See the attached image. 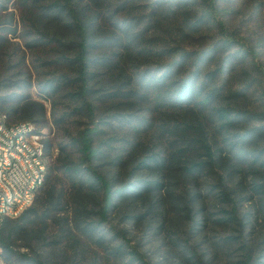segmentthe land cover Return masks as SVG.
Segmentation results:
<instances>
[{"label":"trees","instance_id":"16d2710c","mask_svg":"<svg viewBox=\"0 0 264 264\" xmlns=\"http://www.w3.org/2000/svg\"><path fill=\"white\" fill-rule=\"evenodd\" d=\"M38 1L24 0V3L29 12L31 29L40 31L38 24L44 28L41 36L32 40V44L40 41L36 45H51L49 58L43 61L49 62V65L55 64V67L44 73L37 85L50 102L51 110H48L44 102L33 99L28 93L33 86L32 79L22 78L9 82L8 87L14 89L10 94H1L0 90V112L6 113L11 121L9 114L21 111L25 114L22 121L37 125L47 122L50 112L57 127H65L76 114H86L92 119L88 125L75 132H69L66 128L68 136L56 145L54 140L45 141L48 157L53 156L54 145L57 154L53 162L49 163L45 183L39 188L34 204L20 216L6 217L1 223L2 260L5 264H74L79 254L80 241L86 239L87 242L90 240L99 246H106L109 254L122 264H129L125 259L131 255L133 257L130 261L144 264L138 250L127 251L128 246L123 243L113 245L121 233L115 226L109 227L112 223L111 216L124 200L135 196L140 198L145 191H154L163 184L156 179L141 181L140 186L135 188L137 190H134L130 183L123 181L121 156L112 154L115 151L111 143L113 138H105V130L95 120L100 109L96 101L106 103L119 95L133 98V103H137L149 97L156 107L166 109L167 131L175 132L179 125H183L182 131L172 139L176 151L169 161H181L195 141L197 132L203 133L206 138L204 132L207 129L203 123L208 126V123H214L220 126L221 133L228 135L224 137V144L236 157L245 159L250 154L254 158L252 163H255L260 160L263 151L259 153L255 149L251 153L247 148L264 141V112L241 113L239 109L234 112L230 107L222 106L219 98L223 84L220 85L218 80L222 79L225 83L229 71L236 72L238 66L246 65L253 53L240 43L239 48H234L237 40L229 34L222 19L226 11L222 0H154L152 13L156 12L161 17L180 13L187 16L186 21L192 29L213 26L221 36L209 47L199 51L141 49L147 53L168 52L171 60L160 63L157 68L145 69L138 76L137 84H132L131 77L128 81L132 86L127 89L125 84L129 82L125 81L127 78L121 72V60L117 62L118 59L115 58V55L121 56L122 53L112 51L116 50L113 43L125 37L126 47L131 49L132 45L138 47L144 40L150 24L147 22L142 26L141 16L126 9L133 8V4L141 0H131V5L130 0H118L113 7L101 6L104 9L101 13L100 10H95L96 7L109 0H87L86 3L83 0H53L51 5L42 9L46 17L36 13ZM3 7L5 6L1 1L0 39L8 34L17 35L19 31L15 14H3V10H6ZM64 15L70 17L71 21L61 20ZM116 16L118 18L114 21ZM140 27L142 29L138 30ZM31 29L26 32L35 33ZM112 33L116 36H112ZM117 64L119 69L115 72ZM213 64L217 68L208 71ZM255 65L258 67V64ZM241 69V74L249 73L244 70L245 67ZM260 73L263 75L260 83L264 87V70L260 69ZM246 80L248 78L245 77ZM109 87L116 90L110 92ZM242 92L243 90L236 92L231 97H238ZM98 94L100 95L97 96ZM207 110L212 111V119L209 121L205 116ZM252 118H260L263 123L247 128V123ZM147 121L149 119L145 118L142 124L136 125L135 131L139 128L137 126L142 127ZM237 127L244 131L233 132ZM213 146L210 141L204 144L205 155L210 161L217 159ZM110 158H113L108 164L110 167L105 168L106 164L103 163ZM163 160V157L154 158L153 163L161 166L164 164ZM102 161L104 162L100 163ZM188 161L190 164L183 169L191 175L202 172L208 166V161ZM142 162L148 165L147 168L152 167L146 161ZM107 227L112 230L113 235L110 237ZM21 249L27 250L21 252ZM52 250L55 251L51 252ZM60 258L64 259L63 263L57 262Z\"/></svg>","mask_w":264,"mask_h":264},{"label":"rangeland","instance_id":"374dc122","mask_svg":"<svg viewBox=\"0 0 264 264\" xmlns=\"http://www.w3.org/2000/svg\"><path fill=\"white\" fill-rule=\"evenodd\" d=\"M1 1L5 6L3 8H6L3 14L13 12L15 23L19 28L17 35L8 34L7 37L0 39L1 94L13 92L14 89L8 87L9 82L22 78L32 79L33 86L28 93L33 99L44 102L50 111L51 104L39 91L37 85L44 73L55 67V64L49 65V62L43 61L49 58L51 45H36L40 44V41L32 44V40L40 37L44 28L38 24L37 28L40 31L31 29L29 12L24 0ZM117 1L109 0L95 10H100L101 13L103 8L113 7L116 5L115 2L125 0ZM153 1L141 0L133 4L130 0V5L133 4L134 7L126 8L141 16L142 26L147 22L148 25L150 24L142 43L138 47L132 45L131 49L126 47L125 37L113 43L116 50L112 51L122 53L121 56L115 55V58L118 59L117 62L121 60V72L127 78L125 81L132 77L133 85L137 84L138 76L145 69L157 68L160 63L164 64L171 60L168 52L147 53L142 52L141 49L163 51L170 48L187 52L199 51L209 47L221 36L218 29L213 26L192 29L186 21L187 16L180 13H171L164 17L156 15V12L152 13ZM52 2L53 0H39L36 4V13L46 17L42 9ZM82 2L86 3L87 0ZM222 4L226 8L222 19L229 34L237 40L234 48H239L240 44H243L253 56L248 58L246 65L238 66L236 72L229 71L225 83L222 79H218L219 84H223L219 102L222 106L230 107L234 112L238 109L241 113L264 112V87L260 83L263 77L260 69L264 70V0H222ZM117 18L118 16L114 21ZM63 19L66 22L71 21L66 15L61 20ZM109 26L112 27V24ZM27 29L35 33H28ZM141 29L142 27L138 28ZM112 36L116 35L112 33ZM254 63L258 64V67ZM243 67L249 72L248 74H241L239 69ZM215 68L217 66L213 64L207 70ZM118 69L117 64L115 72ZM245 77L248 80L245 81ZM128 82L125 84L127 89L132 86L130 81ZM108 85L111 83L108 82ZM109 88L110 92L116 90ZM242 90L238 97H231L232 94ZM132 100L134 99L118 95L106 103L96 101L100 109L95 120L105 130V138H113L111 143L115 151L112 154L121 156L123 181L130 183L134 190H137L135 188L140 186L141 181L153 179L159 180L163 186L154 191H145L144 196L140 198L135 196L121 203L111 216L112 223L109 225V227L115 226L121 233V236L116 237L113 245L123 243L128 246L127 251L138 250L144 259V264H246L248 262L264 264V164H262L264 141L247 148L251 153L255 149L259 153L263 151L260 160L252 163L254 159L252 155L240 159L230 151V148L224 144V137L228 135L221 133L218 124L208 123L210 124L208 126L207 123H203L207 129L204 132L206 138L203 133L197 132L186 156L179 162L169 161L176 151L172 139L182 131L183 125H179L177 131L169 132L166 130L168 124L164 113L166 109L156 107L149 97L137 103H133ZM211 112V110L205 111L207 121L212 119ZM24 115L21 111L9 114L12 122L22 121ZM145 118H148L149 122L147 121L142 127L137 126L139 128L135 131L136 125L142 124ZM91 119L86 114H76L64 125L65 127H57L49 112L47 122L39 123L37 128L43 135L44 141L54 140L56 145L68 136L67 129L70 130L69 132H75L76 129L88 125ZM259 119L252 118L247 123V128L261 125L263 121ZM190 131H193V128H190ZM240 131L244 130L240 127L233 130V132ZM206 141L214 144L216 160L210 161L205 155ZM55 145L49 163L53 162L57 154ZM158 157L164 158L165 165L162 163L158 166L153 163L154 158ZM112 160L113 158H110L105 163L104 161L100 163L106 164L105 168H108ZM188 160L208 161V166L202 172L191 175L183 169L190 164ZM142 161H146L152 167L147 168L148 165L143 164ZM109 227H107L108 237L113 235ZM105 247L83 239L80 241L79 254L74 264H122L121 261L113 258ZM26 250L21 249V252ZM132 257L133 255L128 256L125 259L126 263L138 264L137 261H130ZM63 260L60 258L57 262L63 263Z\"/></svg>","mask_w":264,"mask_h":264},{"label":"built area","instance_id":"2783aa9c","mask_svg":"<svg viewBox=\"0 0 264 264\" xmlns=\"http://www.w3.org/2000/svg\"><path fill=\"white\" fill-rule=\"evenodd\" d=\"M49 166L46 144L37 124L11 122L0 112V225L16 218L35 202ZM0 243V264L2 260Z\"/></svg>","mask_w":264,"mask_h":264}]
</instances>
